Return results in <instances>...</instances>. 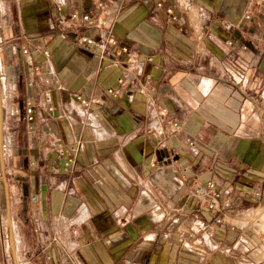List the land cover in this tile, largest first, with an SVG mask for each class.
I'll return each mask as SVG.
<instances>
[{
	"label": "crops",
	"instance_id": "crops-1",
	"mask_svg": "<svg viewBox=\"0 0 264 264\" xmlns=\"http://www.w3.org/2000/svg\"><path fill=\"white\" fill-rule=\"evenodd\" d=\"M194 1L173 22L102 0L108 14L72 25L96 0H0V206L16 247L14 260L6 222L0 264H264V0ZM211 178L230 190L220 224L188 197Z\"/></svg>",
	"mask_w": 264,
	"mask_h": 264
},
{
	"label": "built area",
	"instance_id": "built-area-1",
	"mask_svg": "<svg viewBox=\"0 0 264 264\" xmlns=\"http://www.w3.org/2000/svg\"><path fill=\"white\" fill-rule=\"evenodd\" d=\"M131 2L139 1L144 6L151 10H158L162 11L166 14V16L173 22H179L180 17L177 13V10L184 13V14H191L194 12H197L199 10V6L195 3L194 0H172L171 4H167L166 0H129ZM64 7L59 6V11H62ZM261 16L262 21L261 25L264 27V3L261 5ZM110 12V4L108 2H102V0H96V11L94 12H87L83 15H80L78 13V10L71 11L69 15L70 22L69 24L75 25L80 24L83 22H89V23H97L98 19L97 17L101 14L106 15ZM246 19H249L250 16L247 14L245 16ZM59 22L64 24L67 23V21L64 19V17H61L59 19ZM224 26L229 29L232 27V25L229 22H225ZM80 41L86 42L87 44H95V41L91 39L90 37L83 36L80 38ZM106 41L111 46L118 45L116 39L112 36H106ZM246 46H243L242 49H245ZM120 50L122 52H127L129 50L128 44H122L120 47ZM21 56L23 57V63L26 66H29L33 69L34 72L38 73L40 70V67L37 62V58L33 56V54L30 52V50L26 47H23L20 49ZM129 60L131 62H135L137 60L136 56L130 55ZM43 84L50 87H46L43 90V97L46 104L49 105V109L52 108L51 101H52V95H51V88L53 87V81L50 77L43 78ZM28 85H31V82H29ZM52 85V86H51ZM109 93H113V90L109 89ZM73 100L76 103H79L80 106H91L93 103H95V98L92 99H85L81 95H75ZM24 113H25V119L28 123V129H31V123L33 122L35 118V108L33 105V102L31 99H27L25 101L24 105ZM180 127L179 123L173 122L172 123V129L177 130ZM57 148L59 150V154L61 156H64L67 152V150L64 148L62 143H58ZM66 165L69 164V160L66 161ZM230 190L227 187H224L220 182L214 178L208 179L205 182H195L191 186V190L189 191V199L193 200L197 205H200L203 209L207 210L213 215V222L220 224L223 222L224 216L223 213L225 210L230 208L231 202L229 199ZM32 201H36V196H32ZM19 264H30V261L28 259H23L22 261H19Z\"/></svg>",
	"mask_w": 264,
	"mask_h": 264
},
{
	"label": "water",
	"instance_id": "water-1",
	"mask_svg": "<svg viewBox=\"0 0 264 264\" xmlns=\"http://www.w3.org/2000/svg\"><path fill=\"white\" fill-rule=\"evenodd\" d=\"M3 107H2V84L0 80V162L3 169ZM6 219L8 222V229H9V237H10V246L13 258H16V247H15V240H14V233H13V223L9 211V205L7 206L6 212Z\"/></svg>",
	"mask_w": 264,
	"mask_h": 264
},
{
	"label": "rangeland",
	"instance_id": "rangeland-1",
	"mask_svg": "<svg viewBox=\"0 0 264 264\" xmlns=\"http://www.w3.org/2000/svg\"><path fill=\"white\" fill-rule=\"evenodd\" d=\"M31 198H32V196L29 195V198H28L29 206H31L33 204V201H32ZM1 202L2 203H1V206H0L1 207V210H0V228L3 229V231L5 233L6 232V227H4V226L6 225L7 219H6V216H5V208H4V202H3V195L1 196ZM7 259H8V262H4L3 264H12L10 252L7 255ZM25 259H28L30 261V259L28 257L25 258Z\"/></svg>",
	"mask_w": 264,
	"mask_h": 264
}]
</instances>
